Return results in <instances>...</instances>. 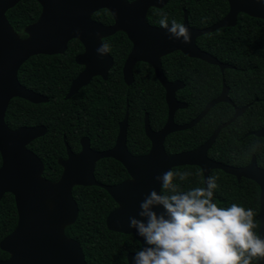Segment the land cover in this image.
<instances>
[{"label": "trees", "instance_id": "obj_1", "mask_svg": "<svg viewBox=\"0 0 264 264\" xmlns=\"http://www.w3.org/2000/svg\"><path fill=\"white\" fill-rule=\"evenodd\" d=\"M188 11L189 23L193 27L206 28L220 21L229 11L227 0H170L161 8H151L148 21L161 26L159 21L166 15L168 24L175 20L182 24L184 10ZM106 10L96 14L106 21ZM41 13L36 0H21L7 11V18L15 32L22 38L28 34L25 28L34 23ZM117 65L112 68L107 80L95 77L70 99H65L71 83L82 67L75 61L81 51L78 40L69 43L64 54L35 55L20 68L18 77L22 85L49 97L46 103H32L15 97L8 106L5 120L11 129L21 126L45 125L47 133L32 141L28 147L44 162L43 176L57 181L63 167L58 159L66 158L65 142L72 150L79 151L82 137L91 139L96 150L114 146L119 123L126 113L129 101L128 148L135 154L147 153L150 141L143 127L144 114H150L152 124L161 123L167 117L165 89L148 65L146 70L136 71V81L127 86L120 70L122 61L130 50L128 37L121 33L104 39ZM118 44V46H116ZM197 44L223 62L231 63L234 69L224 73L215 65L200 59L190 58L177 51L163 58V67L170 80L181 78L185 88L178 98L188 103L186 109L177 111V121L185 123L194 118L205 105L218 96L223 81L230 87V98L237 106L249 105L245 114L224 128L209 154L236 165L248 164L256 155L258 164L264 167V138L250 134L264 127V19L240 14L233 27H222L204 34ZM115 50V53H114ZM233 115L228 103L217 104L209 114L193 128L177 131L168 136L165 147L173 154L194 149L204 143L216 126ZM153 126V125H152ZM258 145L255 151L252 146ZM2 163L0 153V166ZM173 172L188 171L186 180L174 177L173 183L180 190L204 186V176L196 165L174 167ZM95 175L99 182L107 185L119 184L129 178L127 169L114 158L108 157L96 163ZM210 177H216L214 202L220 207L237 204L252 209L254 229L258 235L260 226V187L248 178L237 181L235 176L215 169ZM167 194V193H165ZM73 196L79 206L77 221L67 226L68 237L81 243L88 264H129L128 253L141 249L134 234H124L108 229L106 218L117 207L110 194L99 186H75ZM15 198L6 194L0 203V239L9 233L17 222ZM259 236V235H258ZM257 260H253V264Z\"/></svg>", "mask_w": 264, "mask_h": 264}, {"label": "water", "instance_id": "obj_2", "mask_svg": "<svg viewBox=\"0 0 264 264\" xmlns=\"http://www.w3.org/2000/svg\"><path fill=\"white\" fill-rule=\"evenodd\" d=\"M20 1L0 0V202L6 193L13 194L18 212L16 228L0 243V247L10 252L11 257L0 261V264H88L81 243L66 234L67 226L74 224L79 216V206L73 196L75 186H99L105 189L118 205L106 218L108 229L134 234L141 243V249L146 247L143 238L136 234V229L129 227V217L141 219L138 215L141 201L153 189L161 192L156 176L183 165L199 166L204 172L205 181L213 169H221L238 179L245 177L255 181L260 187L258 235L264 238V168L258 165L256 156L252 157L248 165L235 167L212 160L207 154L221 130L248 106L238 108L232 120L220 125L196 149L169 154L164 143L170 133L192 128L215 104L233 101L229 97V88L224 84L221 94L210 101L194 120L176 124L175 111L187 107L186 103L176 98L177 89L183 88L184 83L167 80L160 62V56L180 50L188 57L218 65L222 70L232 68L231 64L222 63L202 50L196 40L219 28L235 26L242 13L264 19V0H227L228 13L206 28L191 27L185 10L183 25L191 34L188 44L172 38L165 28L151 26L146 22L150 7L163 8L169 0H37L42 6V12L36 22L25 28L28 34L26 38L15 32L6 15ZM102 8H107L115 15L116 25L105 26L92 18V14ZM120 29L126 31L135 43L125 65L127 83L132 82L129 73L135 60L151 62L166 89L168 120L161 130L154 131L146 117L145 133L152 146L144 155H134L127 147L128 111L120 123L116 143L110 149H93L91 139L85 136L80 141V152L75 153L66 142L67 158L58 159L63 172L57 181H51L43 176V160L28 147L32 141L47 133V127L37 125L11 129L5 120L9 103L15 97L32 103L49 101L48 96L20 83L19 70L35 55L63 54L70 40H81L86 46V53L78 55L76 61L78 64H86V68L71 83L65 96V99H70L88 85L94 76L100 75L107 79L113 59L108 52L97 51L102 45L100 38L113 35ZM251 134L264 138V127ZM108 157L122 163L128 171L129 179L115 185L97 180L96 163ZM135 253H128L129 264H132ZM255 264H264V260H257Z\"/></svg>", "mask_w": 264, "mask_h": 264}, {"label": "clouds", "instance_id": "obj_3", "mask_svg": "<svg viewBox=\"0 0 264 264\" xmlns=\"http://www.w3.org/2000/svg\"><path fill=\"white\" fill-rule=\"evenodd\" d=\"M159 23L172 38L190 43L191 34L184 25L173 20L169 26L166 15ZM97 51L107 53L108 45L102 44ZM257 147L253 145L252 151ZM190 175L168 170L155 177L161 192L153 189L141 201V219L129 217V227L136 229L146 245L135 253L132 264H253V260H264V238L254 231L253 210L237 204L218 206L213 199L216 177H209L206 187L187 191L173 183L174 177L183 181Z\"/></svg>", "mask_w": 264, "mask_h": 264}, {"label": "flooded vegetation", "instance_id": "obj_4", "mask_svg": "<svg viewBox=\"0 0 264 264\" xmlns=\"http://www.w3.org/2000/svg\"><path fill=\"white\" fill-rule=\"evenodd\" d=\"M37 1V0H36ZM128 2H132V1H135V0H127ZM170 1V0H169ZM198 1H200V0H198ZM38 2V1H37ZM39 3V2H38ZM40 4V3H39ZM168 4V3H167ZM166 4V5H167ZM165 5V6H166ZM40 6H41V4H40ZM164 6V7H165ZM151 8H156V7H150L149 9H148V12H147V14H146V22L149 24V25H151V26H155V27H161V26H158V25H153V24H151L149 21H148V13H149V11H150V9ZM158 9H161V8H158ZM103 10H106L107 12H106V16H107V19H106V21H103V20H101L100 18H97L96 17V14L97 13H99L100 11H103ZM186 10V9H185ZM185 10H184V15H185ZM41 12H42V6H41ZM188 12V11H187ZM40 15H41V13H40ZM40 15H39V17H40ZM240 16V15H239ZM38 17V18H39ZM188 17H189V14H188ZM92 18L96 21V22H98V23H101V24H104L105 26H111V25H116L117 24V18L115 17V15H113V13L110 11V10H108L107 8H102V9H99V10H97V11H95L93 14H92ZM38 20V19H37ZM36 20V21H37ZM35 21V22H36ZM183 22H184V20H183ZM183 22H182V25H183ZM190 24V23H189ZM169 26H171V25H169ZM191 26V25H190ZM191 27H193V26H191ZM195 28H197V27H195ZM121 33H123V34H125L127 37H128V39H129V41H130V43H131V46H130V50H129V52L126 54V56H125V58H124V60L122 61V63H121V66H120V69H118V70H120V72H121V75H122V78H123V81L125 82V84L127 85V86H132L134 83H135V81H136V71H139L140 69H143L144 71L146 70V67L149 65L152 69H153V72H154V75H155V77L158 79V81L160 82V80H159V78H158V76H157V72H156V68H155V66L151 63V62H148V61H146V60H142V59H138V60H135L133 63V66H132V70L130 71V73H129V76H132V82L129 84V83H127V81H126V78H125V65H126V62H127V60H128V58H129V55L133 52V50H134V48H135V43H134V41L129 37V35H128V33L126 32V31H124L123 29H120V30H117L113 35H110V36H107V37H101L100 38V40H101V42H102V44H105V42H104V39L105 38H108V37H111V36H114V35H116V34H121ZM199 38V37H198ZM198 38H197V40H198ZM76 39V38H75ZM75 39H72V40H70L69 42H68V45H69V43L71 42V41H73V40H75ZM76 40H78L79 42H80V44H81V51L75 56V61H76V57L78 56V55H83V54H85L86 53V46H85V44L81 41V40H79V39H76ZM197 40H196V42H197ZM67 45V49H68V46ZM198 45V44H197ZM116 46H118V44H116ZM67 49H66V51H67ZM202 50H204V49H202ZM66 51L64 52V53H66ZM177 51H180V50H177ZM177 51H174V52H177ZM204 51H206V50H204ZM108 53H109V55L112 57V59H113V65H112V67L110 68V70L108 71V77H109V73H110V71L112 70V68L114 67H116V65H117V60H116V57H115V54H114V57H113V55H112V53H111V51L109 50V48H108V51H107ZM174 52H171V53H169V54H166V55H163V56H160V62H161V67H162V70H163V74H164V76L167 78V80H169V81H171V82H174V81H180V82H182V83H184V87L183 88H179V89H177V91H176V98L180 101V102H183V103H186L187 104V107H188V103L186 102V101H184V100H181V99H179L178 98V94H179V91H181L182 89H184L185 88V82H184V80H182L181 78H177V79H174V80H170L168 77H167V75H166V73H165V71H164V67H163V58L164 57H166V56H168V55H170V54H172V53H174ZM181 52V51H180ZM206 52H208V51H206ZM63 53V54H64ZM114 53H115V50H114ZM209 54H211L210 52H208ZM41 55H44V54H41ZM54 55H60V54H54ZM139 55V54H138ZM185 55V54H184ZM212 56H214L213 54H211ZM214 57H216V56H214ZM190 58H193V57H190ZM217 58V57H216ZM195 59H198V58H195ZM218 59V58H217ZM200 60H202V59H200ZM219 61H221L220 59H218ZM202 61H204V60H202ZM204 62H206V61H204ZM222 63H225V64H231V63H227V62H223V61H221ZM76 63H77V61H76ZM206 63H208V62H206ZM78 64V63H77ZM208 64H210V65H215V64H211V63H208ZM78 65H80L81 67H82V69H81V71H80V73L82 72V71H84L85 70V68H86V64H78ZM232 65V64H231ZM215 66H218V65H215ZM233 67L232 68H225L224 70H222L219 66V68H220V70H221V72L222 73H224L225 72V70L226 69H234L235 67H234V65H232ZM79 73V74H80ZM78 74V75H79ZM77 75V76H78ZM95 77H101L102 79H104L102 76H100V75H96V76H94L93 78H95ZM108 77H107V79H108ZM93 78L91 79V81L93 80ZM107 79H104V80H107ZM161 83V82H160ZM224 84H226V86L229 88V93H230V87L227 85V83L225 82V81H223V84H222V89H221V91H220V93L218 94V96L221 94V92H222V90H223V86H224ZM161 85H162V83H161ZM163 86V85H162ZM164 87V86H163ZM165 89V88H164ZM218 96H216V97H214L213 99H215V98H217ZM229 97H230V94H229ZM213 99H211L210 101H212ZM231 99V98H230ZM232 100V99H231ZM165 101H166V89H165ZM209 101V102H210ZM233 101V100H232ZM208 102V103H209ZM207 103V104H208ZM219 103H228V104H230V105H232V107H233V115H232V117H230L228 120H226V121H224V122H221V123H219L217 126H216V128L214 129V131L220 126V125H222L223 123H227L228 121H230V120H232L233 119V117L235 116V114H236V110L238 109V108H243V107H246V106H248V108H249V105H245V106H242V107H240V106H237L235 103H234V101H233V103H230V102H226V101H223V102H219ZM219 103H217V104H219ZM166 104H167V101H166ZM207 104L205 105V107L207 106ZM217 104H215L211 109H213ZM187 107H185V108H183V109H186ZM205 107L200 111V113L205 109ZM129 108H130V104H129V101H127V107H126V113H127V111H128V128H129ZM167 117H166V119L164 120V122L163 123H161V121H160V119H158V121H157V123L158 124H152L151 123V120H150V114H149V112L148 111H146L145 112V114H144V120H143V127H144V130H145V121H146V117H148V121H149V124H150V127L154 130V131H159V130H161L164 126H165V124H166V122H167V120H168V116H169V107H168V104H167ZM247 108V109H248ZM211 109L209 110V112L211 111ZM247 109L241 114V115H239V116H237L236 117V119L235 120H233L228 126H230L232 123H234L238 118H240V117H242L244 114H245V112L247 111ZM179 110H182V109H178V110H176L175 111V113H174V121H175V123L176 124H185V123H188V122H190V121H192V120H194L200 113H198L194 118H192V119H189L188 121H186L185 123H183V122H178L177 121V118H178V114H176L177 113V111H179ZM209 112L197 123V124H199L208 114H209ZM126 113H125V115H126ZM125 115H124V117H123V119L125 118ZM123 119L120 121V123L123 121ZM120 123H119V127H120ZM153 125V126H152ZM228 126H226V127H228ZM194 127V126H193ZM192 127V128H193ZM225 127V128H226ZM191 129V128H190ZM224 129V128H223ZM222 129V130H223ZM261 129V128H260ZM221 130V131H222ZM183 131V130H182ZM213 131V132H214ZM257 131V130H256ZM175 132H177V131H175ZM175 132H172V133H170L168 136H170L171 134H173V133H175ZM213 132H212V134H213ZM254 132V131H253ZM221 133V132H220ZM252 133V132H251ZM250 133V134H251ZM118 134H119V131H118ZM118 134H117V137H118ZM146 134V133H145ZM211 134V135H212ZM210 135V136H211ZM220 135V134H219ZM168 136L166 137V139H165V143H166V141H167V138H168ZM209 136V137H210ZM117 137H116V139H115V143H116V140H117ZM219 137V136H218ZM218 137H217V139H216V141L214 142V144L212 145V147L216 144V142H217V140H218ZM149 139V138H148ZM209 139V138H208ZM207 139V140H208ZM206 140V141H207ZM150 141V140H149ZM205 141V142H206ZM127 142H128V132H127ZM68 143V142H67ZM115 143H114V145H115ZM164 143V144H165ZM203 144V143H202ZM201 144V145H202ZM65 145H66V142H65ZM70 146V145H69ZM151 146H152V144H151V141H150V148H151ZM200 146V145H199ZM198 146V147H199ZM71 147V146H70ZM127 147H128V145H127ZM211 147V148H212ZM166 148V147H165ZM197 148V147H196ZM196 148H194V149H196ZM211 148L208 150V157L209 158H211L212 160H215V161H217V162H221V163H223V164H225V165H230V166H235V167H244V166H246V165H248L250 162H251V160H252V157L254 156H252L251 157V160H250V162L248 163V164H245V165H236V164H231V163H227V162H225V161H222V160H220V159H217L216 157H214V156H212V155H210L209 154V152H210V150H211ZM94 149V148H93ZM110 149V148H109ZM129 149V148H128ZM71 150H72V148H71ZM80 150H81V148H80ZM80 150L78 151V152H80ZM96 150V149H95ZM190 150H193V149H190ZM73 152H75V153H78L77 151H74V150H72ZM129 151L132 153V154H134V155H144V154H146V153H143V154H135V153H133L130 149H129ZM167 151V150H166ZM149 152V151H148ZM147 152V153H148ZM168 153V152H167ZM177 153H179V152H177ZM170 154V153H169ZM173 154H175V153H173ZM256 156V155H255ZM61 158H63V157H61ZM66 158H67V147H66ZM65 159V158H64ZM256 159H257V157H256ZM257 163H258V160H257ZM259 165V164H258ZM197 166V165H196ZM260 166V165H259ZM199 167V166H198ZM261 167V166H260ZM200 168V167H199ZM261 168H264V167H261ZM201 169V168H200ZM215 169H213L211 172H210V176H211V173L214 171ZM201 171H202V173H203V176H204V172H203V170L201 169ZM223 171V170H222ZM225 172V171H224ZM226 173V172H225ZM229 174V173H228ZM231 175V174H230ZM234 176V175H233ZM130 177V176H129ZM235 178L237 179V181H241L243 178H245V177H242L241 179H238L236 176H235ZM127 179H129V178H127ZM127 179H125V180H127ZM124 180V181H125ZM123 182V181H122ZM204 186H205V178H204ZM6 194H8V193H6ZM5 194V195H6ZM4 195V196H5ZM13 195V194H12ZM3 196V197H4ZM14 196V195H13ZM15 198V197H14ZM3 199V198H2ZM2 201V200H1ZM1 203V202H0ZM118 206V205H117ZM17 208V207H16ZM17 215H18V212H17ZM17 224H18V218H17V222H16V225H15V227L9 232V233H7L6 235H4V237H2L1 239H0V243H1V241L6 237V236H8L10 233H12V231L16 228V226H17ZM2 233V229H0V234ZM10 257H11V253L10 252H7V251H5V250H3L1 247H0V261H6V260H8V259H10Z\"/></svg>", "mask_w": 264, "mask_h": 264}]
</instances>
